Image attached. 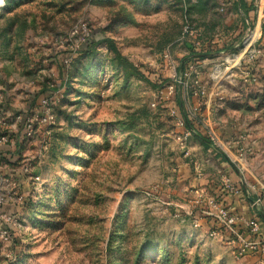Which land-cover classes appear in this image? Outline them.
Segmentation results:
<instances>
[{
	"label": "rangeland",
	"instance_id": "1",
	"mask_svg": "<svg viewBox=\"0 0 264 264\" xmlns=\"http://www.w3.org/2000/svg\"><path fill=\"white\" fill-rule=\"evenodd\" d=\"M4 3L0 205L16 213L0 264H257L238 257L227 228L201 221L210 206L191 182L196 162L220 164L233 139L242 178L264 200V28L251 20L235 35L220 0ZM88 33L104 41L82 54ZM201 90L217 126L237 132L226 144L195 128L189 101Z\"/></svg>",
	"mask_w": 264,
	"mask_h": 264
},
{
	"label": "crops",
	"instance_id": "2",
	"mask_svg": "<svg viewBox=\"0 0 264 264\" xmlns=\"http://www.w3.org/2000/svg\"><path fill=\"white\" fill-rule=\"evenodd\" d=\"M223 1L224 0H220V6ZM230 1V9L223 16L228 19L230 25H236V28L234 27L235 35L239 34L241 30H243L244 23L248 24L251 20H254L257 25L256 27H258L259 25L260 29H263L262 21L264 15H259L257 12L255 13V9L253 7L256 0H244V3L246 4L248 10L250 9V7H253V9L249 10V12H247L246 9L242 7V0ZM211 97L212 96L210 95L205 99L206 101L203 102L197 97H194L191 101H189V104L194 111L193 116L196 123L195 128L197 125V127L200 128V136L204 137V133L201 130H212L216 133L218 141L223 145L226 144V141L228 142L229 139H231L233 136H236L237 132L231 128L225 129V126H217L216 120L214 119L213 109L215 104L212 102ZM237 142L233 141L232 139V142L229 141L227 143V145L230 146L229 149L233 148V150H230L231 154L224 151V154H220V156H218L217 158L214 157V159L218 163H220L218 165H214V161L212 159L213 157H211V155L207 156L206 159L202 158L201 160L197 161V168L198 170H201L202 176L198 180L195 179L192 175H189L188 178L193 177L194 179L192 180L191 184L194 183L195 186H197L198 188L200 187L197 192L198 197L196 199V202L201 203L202 205H208V201L212 199H218V197L223 195V185H216L213 181L219 182L220 177L221 181H223L226 177L230 178L233 183H235L241 189V192L238 196L228 195L227 197H224L223 195L226 204L231 208L233 213L240 216L246 221L251 220L255 217L258 218L261 226L260 233L264 237V200L263 202H261V193L255 191L254 188H252L250 184L242 178L243 169L241 171V167L239 165L241 164V160L239 159L238 155L239 150H237L239 142ZM208 160L210 161L209 163ZM210 163H212V165ZM220 171L222 172V174H220ZM252 195L255 196L252 197ZM255 199L256 201H254ZM208 219L209 218L203 217L202 221L206 222ZM237 229L239 232L243 233L246 228L243 224H240Z\"/></svg>",
	"mask_w": 264,
	"mask_h": 264
},
{
	"label": "built area",
	"instance_id": "3",
	"mask_svg": "<svg viewBox=\"0 0 264 264\" xmlns=\"http://www.w3.org/2000/svg\"><path fill=\"white\" fill-rule=\"evenodd\" d=\"M200 0H184L185 3H189L192 5H195L199 3ZM258 3V4H257ZM231 5L230 0H224L223 3L220 6V12L221 13H227L229 11ZM256 12L259 15H264V0H256ZM263 28H264V16H263ZM87 30V29H85ZM185 32L192 34L193 31L190 28L189 25H186ZM254 33V32H253ZM263 37V36H262ZM90 38V34L88 33L86 37L83 38V44ZM250 38L247 40L249 41ZM254 42V39L250 41L249 47ZM167 59H169V55L165 56ZM186 67V70H185ZM184 67L183 72L178 76V74H175L173 76L174 83L171 85H168L163 88L161 91L162 95H172L175 91V83H180V79L182 77H189L193 70L194 65H192V62H190L187 66ZM205 90L199 91V93L195 94V97L198 99L204 98L206 95ZM3 93L0 91V98H2ZM42 104H47V100H43ZM3 119L0 117V127L3 125ZM188 135H191L189 133ZM5 140L4 134L0 137V144ZM5 146H0V149ZM3 152V151H0ZM242 155L239 154V157ZM223 188L227 192L228 195L232 196H238L241 192V189L233 183V181L230 178H225L223 180ZM208 205L210 206V211L203 212L206 218H210L213 220L214 223H217L225 228H227V231L231 232L233 235L236 236V240L239 243V246L237 248V255L240 258H247L248 256H256L257 257V264H264V237L260 235L261 232V226L259 223L258 218H253L251 220H244L240 216L233 213L231 208L227 204H223L217 199H212L208 201ZM3 207L0 205V208ZM13 217L7 212H0V238L2 240L9 241L10 238V231L12 230L10 223L13 221ZM202 221V219H201ZM243 224L245 226V231L243 233L239 232L237 227ZM195 226L199 227L200 223L196 220Z\"/></svg>",
	"mask_w": 264,
	"mask_h": 264
},
{
	"label": "trees",
	"instance_id": "4",
	"mask_svg": "<svg viewBox=\"0 0 264 264\" xmlns=\"http://www.w3.org/2000/svg\"><path fill=\"white\" fill-rule=\"evenodd\" d=\"M186 4H189V3H186ZM189 5H192V4H189ZM242 7H244V8L246 9L247 12H249V10H252V9H253V7H250V9L248 10L246 4L244 3V0H242ZM92 34H93V33H92ZM102 41H104V39H103ZM102 41H96V39H94V38H93V35H92L91 38L88 39V40L82 45V47L80 48V53H82V54H87V53L89 52V49H90L91 47H93L94 45H96L97 43H100V42H102ZM105 42L108 43V46L110 47V49L115 53V55L117 56V58H118L122 63H125L126 66H127L128 68L132 69L136 74H139L138 69H137L136 67H134V65H132L131 63H129V61H128L125 57H123V56L120 54V52H119L118 49L115 47V45L112 43V41H110V40H105ZM185 70H186V67H185ZM47 96H49V95H47ZM47 96H45L46 98L44 97L43 100L48 99ZM188 126H189L190 129L195 133L194 126H193L191 123H188ZM195 134L197 135V133H195ZM199 136H200V135H199ZM200 138H202V140H203L204 142H207L208 144H211V143H209V141H205V138H204V137H200ZM0 151L10 152V150H9L7 147H2V149H0ZM223 189H224V188H223ZM223 195H224V197H227V196H228V194H227V192H226L225 190L223 191ZM223 195L220 196V197H218L217 200L220 201V202L223 203V204H226V201H225V198L223 197ZM16 209H17V208H16ZM17 210H18V209H17ZM12 211H14V209L12 210L11 208H8V207H6V208L1 207V208H0V212H7V213H9L10 215L14 216L16 212H12ZM260 235H261V233H260ZM261 236H262V235H261Z\"/></svg>",
	"mask_w": 264,
	"mask_h": 264
},
{
	"label": "bare ground",
	"instance_id": "5",
	"mask_svg": "<svg viewBox=\"0 0 264 264\" xmlns=\"http://www.w3.org/2000/svg\"><path fill=\"white\" fill-rule=\"evenodd\" d=\"M5 1H6V0H0V7L4 6V4H5L4 2H5ZM255 36H256V35H255ZM255 36H254V37H255ZM254 37H252V38L254 39Z\"/></svg>",
	"mask_w": 264,
	"mask_h": 264
},
{
	"label": "water",
	"instance_id": "6",
	"mask_svg": "<svg viewBox=\"0 0 264 264\" xmlns=\"http://www.w3.org/2000/svg\"><path fill=\"white\" fill-rule=\"evenodd\" d=\"M183 70H184V64H183L182 67H181V72H183Z\"/></svg>",
	"mask_w": 264,
	"mask_h": 264
}]
</instances>
